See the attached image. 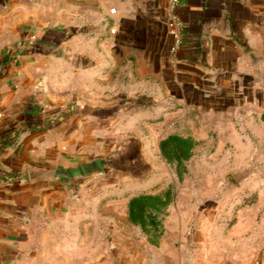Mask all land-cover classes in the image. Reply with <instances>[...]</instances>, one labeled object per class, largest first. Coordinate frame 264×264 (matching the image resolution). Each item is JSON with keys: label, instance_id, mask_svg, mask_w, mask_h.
<instances>
[{"label": "crops", "instance_id": "0c3cea01", "mask_svg": "<svg viewBox=\"0 0 264 264\" xmlns=\"http://www.w3.org/2000/svg\"><path fill=\"white\" fill-rule=\"evenodd\" d=\"M178 110L264 134V0H0V264H113L98 203Z\"/></svg>", "mask_w": 264, "mask_h": 264}, {"label": "rangeland", "instance_id": "374dc122", "mask_svg": "<svg viewBox=\"0 0 264 264\" xmlns=\"http://www.w3.org/2000/svg\"><path fill=\"white\" fill-rule=\"evenodd\" d=\"M173 115L98 203L102 219L112 208L113 264H264V134L231 115Z\"/></svg>", "mask_w": 264, "mask_h": 264}, {"label": "built area", "instance_id": "2783aa9c", "mask_svg": "<svg viewBox=\"0 0 264 264\" xmlns=\"http://www.w3.org/2000/svg\"><path fill=\"white\" fill-rule=\"evenodd\" d=\"M180 0H170L172 8H174L177 3ZM116 9L113 8L112 12H115ZM168 27L171 32V34L174 36V45L172 47V50L175 51L182 43L183 41V35H182V22L179 19L177 15H173L169 22H168Z\"/></svg>", "mask_w": 264, "mask_h": 264}, {"label": "water", "instance_id": "95a60500", "mask_svg": "<svg viewBox=\"0 0 264 264\" xmlns=\"http://www.w3.org/2000/svg\"><path fill=\"white\" fill-rule=\"evenodd\" d=\"M184 264H192V263H190V262H189V263H187V262H186V263H184Z\"/></svg>", "mask_w": 264, "mask_h": 264}]
</instances>
